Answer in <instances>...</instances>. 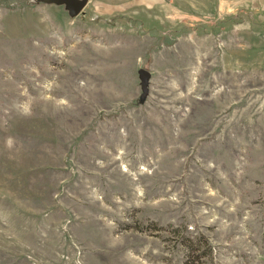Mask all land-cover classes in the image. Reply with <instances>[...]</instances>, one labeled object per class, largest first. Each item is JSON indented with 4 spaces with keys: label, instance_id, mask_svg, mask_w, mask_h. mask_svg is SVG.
<instances>
[{
    "label": "rangeland",
    "instance_id": "1",
    "mask_svg": "<svg viewBox=\"0 0 264 264\" xmlns=\"http://www.w3.org/2000/svg\"><path fill=\"white\" fill-rule=\"evenodd\" d=\"M0 264H264V0H0Z\"/></svg>",
    "mask_w": 264,
    "mask_h": 264
},
{
    "label": "water",
    "instance_id": "2",
    "mask_svg": "<svg viewBox=\"0 0 264 264\" xmlns=\"http://www.w3.org/2000/svg\"><path fill=\"white\" fill-rule=\"evenodd\" d=\"M54 3H63L71 16L78 14L85 6L87 0H45ZM139 75L141 79V87L143 89V95L147 93V84L150 77V72L146 68L139 69Z\"/></svg>",
    "mask_w": 264,
    "mask_h": 264
},
{
    "label": "trees",
    "instance_id": "3",
    "mask_svg": "<svg viewBox=\"0 0 264 264\" xmlns=\"http://www.w3.org/2000/svg\"><path fill=\"white\" fill-rule=\"evenodd\" d=\"M185 244H186V247H187V251H188V250H190V251L193 250V248H192V244H190V242H189V243H185Z\"/></svg>",
    "mask_w": 264,
    "mask_h": 264
}]
</instances>
